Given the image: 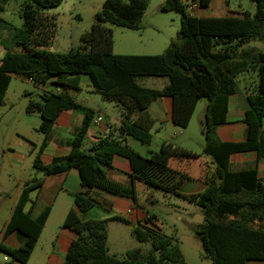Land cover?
<instances>
[{"label":"trees","instance_id":"obj_1","mask_svg":"<svg viewBox=\"0 0 264 264\" xmlns=\"http://www.w3.org/2000/svg\"><path fill=\"white\" fill-rule=\"evenodd\" d=\"M9 0H0V14ZM63 0H22L21 27L0 17L6 36L0 35L5 55L0 62V108L13 75L35 85L53 84L58 92L42 91L38 101L30 100L26 113L41 118L37 131L43 142L34 155L33 168L44 176L76 170L82 191L73 195L74 209L65 216L62 227L74 234L63 264H184L177 239L165 235L152 215L133 225L131 236L149 245L146 252L128 251L124 259L109 253L108 222L132 223L120 216L108 219L81 220L98 202L92 193H105L136 202L134 184L154 188L179 197L199 207L203 223L194 228L203 256L211 264H247L264 262V179L258 164H264V52L244 48L257 41L264 46V0H249L252 14L242 17L197 18L190 15L181 0H165L162 13L179 15L180 29L159 55H114L112 32L104 24L138 30L146 8L145 0H106L95 16L90 30L80 36V45L64 54L46 51L53 34L52 18L47 12ZM195 1V0H194ZM211 0H198L207 8ZM255 73L257 81L246 97L247 109L242 123L246 126L242 142H222L217 130L227 124L228 100L239 92L237 77ZM104 102L121 110V121L112 136L108 135L84 150L86 133L94 111L79 104L71 92L80 90L81 77ZM148 77H166L161 89L138 83ZM171 101V122L185 129L201 99L208 103L202 122V154L210 157V169L203 173L205 188L196 194H182L180 186L188 177L169 167L170 159H196L192 151L163 142L157 151L143 157L132 150L127 139L144 145L151 142L154 119L148 113L152 102ZM79 111L83 120L75 131L70 153L55 158L48 165L41 162L46 138L58 116L64 111ZM255 153V164L238 171L230 169V157L238 153ZM115 156L130 164L131 185L110 180L104 168H112ZM43 186L42 178L23 184L18 201L6 225L5 234L15 231L20 246H0L16 264H27L41 235L50 209L33 217L25 212L30 194Z\"/></svg>","mask_w":264,"mask_h":264},{"label":"rangeland","instance_id":"obj_2","mask_svg":"<svg viewBox=\"0 0 264 264\" xmlns=\"http://www.w3.org/2000/svg\"><path fill=\"white\" fill-rule=\"evenodd\" d=\"M21 1H11L5 7L6 16L15 27L21 25L19 18V3ZM105 1L63 0L60 6L49 10L47 14L55 24L54 34L49 46L44 49L57 54H64L71 49H77L80 45V36L90 30L95 14L100 11ZM121 1L128 2V0ZM145 1L146 8L138 30L104 24L112 32L113 44L111 51L114 55H159L169 42L176 37L180 29L179 15L175 12L162 13L160 11V7L165 3V0ZM181 1L186 6L187 11H189V6L194 4V0ZM229 3L232 12L241 9L252 14L254 11V6L249 0H230ZM4 32V28L0 25V33ZM249 45L264 52V46L260 42L254 41ZM248 74L251 77L253 76L249 79L254 80V77L256 79V75L252 71H249ZM243 78L244 75L237 77L239 89L242 87ZM138 83L147 88L161 89L168 83V79L166 77H148L139 79ZM40 88L49 92L55 90V86L51 83L39 86L32 83H23L16 78H12L5 93L3 106L0 108V229L4 221L8 219L20 195L22 183L18 181H29L32 178L42 176L33 168L34 153L23 150L22 145H20L22 144L21 140L17 137V133H20L24 139L38 145L43 140V135L30 124L19 121L23 108L28 103L24 91L30 93V100L38 101L39 95L42 93ZM252 88L250 87V89ZM75 100L88 109L102 112L107 119L117 116L121 112L115 104L104 102L100 95L87 84L85 76L81 77L80 90L75 94ZM207 103V99H201L198 102L187 128L181 129L171 121L155 124L151 130L152 138L149 145H144L130 138L129 147L141 156L148 157L150 151H157L163 142H168L200 155V158L197 159V165L194 167L195 171H199V167L210 166V157L202 154L204 146L202 122ZM14 152L25 153L27 157L24 161L17 162L14 160ZM113 164L119 167H129L128 161L120 156L114 158ZM104 170L106 171V168ZM119 175L123 176L122 174ZM185 188L186 185L183 186L182 191ZM35 194L36 192L31 193L30 198L32 200L35 199ZM136 198L137 205L148 215L156 218V224L161 231L165 235L177 239L184 258V264H211L209 259L203 256L200 242L194 235V228L202 224L204 220L199 207L154 188H148L145 191L138 190ZM63 200H69L70 203L71 199H68L64 194H61L57 199L53 219L44 235L45 239L50 234V230L54 228L52 222L58 218L56 214L64 207ZM116 208L118 207L116 206ZM124 208H126V205L122 206V209ZM113 211L114 215H126L125 209H114ZM111 215L113 214L99 213L96 219L104 220L105 217L108 219ZM60 219L61 216L59 221ZM133 225H135V221L131 225L118 222H108L107 224L108 250L110 254L115 255L118 259H124L126 253L134 249H140L143 252L149 249L147 243H138L131 236ZM40 246L46 248L48 244L41 241ZM40 254L41 251L38 249L27 264H36ZM4 258L12 262L11 258L0 250V264H6Z\"/></svg>","mask_w":264,"mask_h":264},{"label":"crops","instance_id":"obj_3","mask_svg":"<svg viewBox=\"0 0 264 264\" xmlns=\"http://www.w3.org/2000/svg\"><path fill=\"white\" fill-rule=\"evenodd\" d=\"M11 1H17V0H9L6 3L5 7L9 5ZM229 1L230 0H211L207 8H201L199 5L196 6L195 8H191L192 5H190L189 6L190 12L188 11V13L197 18L242 17V14L245 11H242L240 9L238 11L232 12L230 9ZM5 7H4V11L0 14V17L6 22L12 24L9 21L8 17L6 16ZM21 9H22V1L19 3L20 13H21ZM20 13H19V18H20ZM21 25H22V20H21ZM0 35L5 37L6 33L5 32L0 33ZM244 48L246 49L253 47H250V45H248L245 46ZM4 55H5V49L0 43V62ZM242 75H244V78L242 80L243 83L241 85L242 87H240L239 89V93L231 96L228 100V112L226 115L227 124L222 127H219L217 130L218 138L222 142L238 143L244 141L245 139L246 126L242 123V120L244 118L245 110L247 109L246 97L251 94L253 88L250 89V87L254 86L255 82L257 81V78L255 79L254 77V80L249 79L252 78L253 76L251 77L248 74V72H245ZM12 78H16L17 80L23 83L24 82L31 83L30 81L22 80L21 78L15 75L11 77V80ZM40 90L47 91L46 89L43 88H40ZM55 92H58V88L56 87L54 93ZM76 93L77 92H71L70 95L75 99ZM24 95L27 96L28 98L27 100L29 102L30 93L28 91H24ZM26 106L23 108L19 121L23 122L24 124H30L33 128L37 130V128L41 124V118L39 115L35 116L33 113H26L25 111ZM148 113L154 119L155 124H163L166 123L167 121H171L170 99L162 98L155 100L149 106ZM98 117H101L102 121L95 124L94 120L97 119ZM82 120H83V113L74 110L64 111L58 116V118L56 119L55 123L52 126L49 135L46 138V146L43 149V152L40 157L41 162L44 165L50 164L52 160L55 158L65 157L70 153L73 135L77 130V128L80 126ZM120 121H121V112L119 113V115L114 117H109V119H107L102 112L94 111V116L92 119L91 126L86 133L83 149L87 150L92 144L97 143L100 139L107 137L108 135L112 136V134H114L115 130L119 126ZM17 137L21 140L22 144L20 145H22L21 146L22 149L27 150L29 153L33 152L34 155L36 154L37 150L40 148L43 142L42 140L41 143L38 145L35 142L33 143L31 141L24 139L20 133H17ZM129 139L130 138L127 139V144L129 143ZM151 152L153 151H150L149 155ZM26 157L27 156L25 155V153L14 152V160L17 162L24 161ZM199 158L200 155H198L196 159L169 160V167L172 171L177 172L179 174H184L188 177V179L184 180V182L180 186V192L182 194H196L203 191V189L205 188V184L203 182V173L206 169H210L213 166L210 164V166L208 167L207 166L202 168L199 167V171L198 170L195 171L194 167L197 165V159ZM255 162H256L255 153L249 152V153L234 154L230 157V169L232 171H238L255 164ZM128 165L129 167H119L118 165L112 164V168L110 169L106 168L107 177L110 180H113L125 186H130L131 179L129 177V173L131 169H130V164ZM258 173H259V177L264 179V164L261 162L258 164ZM119 174H122L123 176H120ZM39 178L43 179V186L39 191H35L36 194L34 200L30 198V202L25 207V212H30L33 217L38 216L47 207L50 209V212L46 220V223L42 229L41 235L30 256V259L39 249V251H41V254L36 260V264H63L69 245L71 241L74 239V234L70 230L63 228L62 224L68 211L70 209H74L73 195L82 191V188L80 186V180L76 170H70L66 173L52 175V176L42 175ZM18 182L22 183L21 185L23 187V184L27 181L24 182L18 181ZM185 185L186 188L184 189V191H182V188ZM134 187L136 191V197L138 190L145 191L148 189L141 183L134 184ZM61 194H64L68 197V199H71L70 203L69 200L68 201L63 200L64 207L61 210H59L58 214H56L58 215V218H56L54 222H52L54 223V228L50 230V234H48L47 238L45 239L44 238L45 232L48 229L49 223L53 219L52 217L56 209L55 205L57 199L60 197ZM92 195L96 198L98 205H96L92 210H90L87 213L78 212V216L81 220L96 219L97 218L96 216H99V213H107V214H113L110 217L120 216L130 221L131 223L133 221H135L136 223L137 221H142L148 216H150L148 215V213L144 212L142 208L139 205H137L136 202L134 203L129 199L114 197L105 193H92ZM15 205L12 208L8 219L4 221L0 229V246H4L10 249H17L20 246L15 231H12L7 235L5 234L6 225L8 224L11 218ZM123 205H126V208H124L126 215L125 216L124 215L121 216L117 214L114 215L113 210L114 209L124 210L122 209ZM116 206L118 208H116ZM60 216L61 219L59 221ZM103 219H106V217ZM41 241H45L48 244V247L44 248L40 246ZM30 259L28 260V262L30 261ZM247 264H264V262L249 261Z\"/></svg>","mask_w":264,"mask_h":264},{"label":"built area","instance_id":"obj_4","mask_svg":"<svg viewBox=\"0 0 264 264\" xmlns=\"http://www.w3.org/2000/svg\"><path fill=\"white\" fill-rule=\"evenodd\" d=\"M196 6H198V0L194 1V4H192L191 8H195ZM102 121L101 117H98L97 119L94 120V123L97 124L99 122ZM4 262H6V264H16L15 262H9V260L7 258H4Z\"/></svg>","mask_w":264,"mask_h":264}]
</instances>
